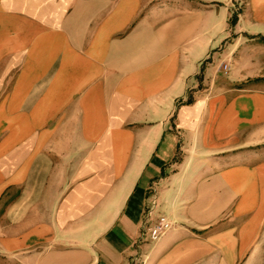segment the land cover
<instances>
[{
  "label": "crops",
  "instance_id": "obj_1",
  "mask_svg": "<svg viewBox=\"0 0 264 264\" xmlns=\"http://www.w3.org/2000/svg\"><path fill=\"white\" fill-rule=\"evenodd\" d=\"M233 1L0 0V82L17 69L0 104V196L20 189L4 214L0 264H264V85L215 86L231 34L264 36V0H247L229 29ZM250 43L244 79L264 78L253 63L264 42ZM32 92L36 108L23 113ZM145 104L158 117L139 128L160 131L105 136ZM12 105L25 121L103 130V139L89 150L85 138L82 154L70 142L49 152L45 141L30 153L36 142L13 123ZM39 156L45 165L26 185ZM159 214L172 228L142 241Z\"/></svg>",
  "mask_w": 264,
  "mask_h": 264
},
{
  "label": "rangeland",
  "instance_id": "obj_2",
  "mask_svg": "<svg viewBox=\"0 0 264 264\" xmlns=\"http://www.w3.org/2000/svg\"><path fill=\"white\" fill-rule=\"evenodd\" d=\"M246 4H247V0L233 1V6L231 7L230 15L227 18L228 20L227 24H228L229 29L234 27L237 24V22L236 24L234 23L235 25L232 24L231 20L233 18V15H235L238 19H240ZM228 40L234 41L232 43L233 49L229 51V54H226L223 58H221L220 64L216 71L217 82L215 83V86L218 85L221 82V80H226V82L227 81L232 82L234 86L236 87V89L239 90L238 92L240 91L242 92L245 90H251L256 87L264 85V78L258 77V78H253V79H244L245 74L243 73L244 65H245L244 64V57H245L244 53L245 51L249 53L251 50H253L249 48V47H252L251 46L252 44L250 42L252 41L262 42L260 37L241 38L239 34L238 35L231 34ZM258 57L259 56H257V58ZM257 58L255 57L254 59L255 61L253 63L264 64V60H260ZM225 64L228 66L227 70L222 69V65H225ZM16 76H17V69L13 68L11 70L10 75L7 76L6 80L0 82V104L3 103L6 98L4 96L5 93H8L9 89L10 91L12 90L14 83H15ZM34 88L36 89V87ZM197 88L201 90V92L203 91L204 94L207 93L206 91H204L206 88L208 89L206 85L202 87V85L200 84ZM32 93L26 96L25 99L23 100V102L25 103L24 108L26 109L23 111V113H25V111L26 112L28 111V113L30 114L36 108L35 103L37 100V96L35 92H32ZM187 101H192V95H189L186 98L184 103H186ZM181 104H182V100L180 98L174 100L172 102L171 113L166 118L167 121L172 123V127H173L172 131H176L175 122H177L178 120L177 116H178V111H179ZM154 109H155L154 106L152 105L148 106L145 104V105L139 106L138 110L134 112H129V113L125 112L126 116L122 120L121 127H118L116 129H110V128L106 129L105 136L111 137L112 135H116V137H119V138H124V137L131 136V135L137 136L139 138L146 137V136H152V134L155 131L158 132L160 131V129L159 130L158 129L153 130V128L145 129V128H139V126L142 127V125L149 123V121H153L154 117H158L157 115L158 112H155ZM20 111H21V105L20 106L16 105V108H15V105H12L11 115H12L13 123L15 120L17 122L22 121V123H24L25 125L24 135L26 136V138L32 137L33 139L32 142H36L33 145L31 144L29 145L27 151L30 153L39 152V147H41V143L45 141L48 144L47 151L49 152L55 149L54 151L56 152L67 153L69 152L67 143L70 142V144L74 145L76 153L82 154L83 153L82 148L84 146L85 138H87L88 140L90 139L89 141H91L90 143L91 145L87 147V149L89 150L90 149L92 150L98 147L99 141L103 139V130L101 131L96 130V129L84 130L82 128L71 129L68 127L67 122H65L64 124L62 123L63 127L59 129H53L52 125L49 127H42L41 125H39L37 121H34L30 118L26 119V121L24 117L20 118V115H19ZM157 111H160V109H157ZM177 131H180V130L177 129ZM85 132L87 136L83 137V134H85ZM12 136L14 137V135ZM176 137L179 142L182 141L180 139V136L176 135ZM54 141L55 143L53 145L52 142ZM138 145L139 143L136 144L135 146L137 147ZM180 158H181V151L177 150L175 157L173 159L174 160L173 163H178ZM60 163L63 164V166H66V168L68 166L69 168H71L73 166V163L75 164V167H78L79 164L82 163V161L80 162V160H76L73 163L69 161H61ZM42 165L43 166L45 165V161H43L42 158L39 156L37 157V159L33 161L32 166L30 167L31 169L29 168L28 175H27V182H25L24 184L27 185V184L36 183V180L38 179L36 175L39 174V171L43 167ZM17 186H18L17 188L6 190L0 196V230L4 229L5 227L4 214L8 206L10 205L11 202L17 201L20 197L19 185ZM34 196L35 195H33V197ZM30 201H32V199ZM28 218L29 219L32 218L30 217V213H29Z\"/></svg>",
  "mask_w": 264,
  "mask_h": 264
},
{
  "label": "built area",
  "instance_id": "obj_3",
  "mask_svg": "<svg viewBox=\"0 0 264 264\" xmlns=\"http://www.w3.org/2000/svg\"><path fill=\"white\" fill-rule=\"evenodd\" d=\"M228 66L222 65V69L227 70ZM156 194L150 196L149 206L147 208V217H151L156 209ZM172 228V223L163 214H159L157 218L149 225L143 227V232L141 234V240L144 242H156L165 233H167Z\"/></svg>",
  "mask_w": 264,
  "mask_h": 264
},
{
  "label": "trees",
  "instance_id": "obj_4",
  "mask_svg": "<svg viewBox=\"0 0 264 264\" xmlns=\"http://www.w3.org/2000/svg\"><path fill=\"white\" fill-rule=\"evenodd\" d=\"M231 21H232V24L235 23V21H236V16L235 15L233 16ZM260 39H261L262 42H264V36H260ZM190 103H191V101H187L186 102V104H190Z\"/></svg>",
  "mask_w": 264,
  "mask_h": 264
}]
</instances>
